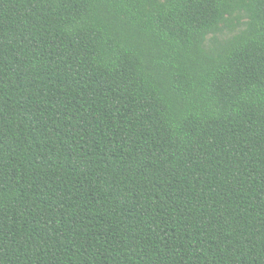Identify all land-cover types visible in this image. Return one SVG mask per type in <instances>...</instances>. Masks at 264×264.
Instances as JSON below:
<instances>
[{
	"label": "trees",
	"instance_id": "1",
	"mask_svg": "<svg viewBox=\"0 0 264 264\" xmlns=\"http://www.w3.org/2000/svg\"><path fill=\"white\" fill-rule=\"evenodd\" d=\"M0 264H264V0H0Z\"/></svg>",
	"mask_w": 264,
	"mask_h": 264
}]
</instances>
